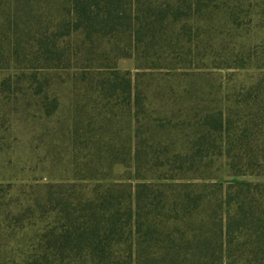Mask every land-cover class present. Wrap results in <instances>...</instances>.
<instances>
[{"label": "trees", "instance_id": "obj_1", "mask_svg": "<svg viewBox=\"0 0 264 264\" xmlns=\"http://www.w3.org/2000/svg\"><path fill=\"white\" fill-rule=\"evenodd\" d=\"M11 66L6 101L32 69L51 118L36 73L74 69L95 107L70 181L0 189V264H264V182L229 181L264 178V0H0Z\"/></svg>", "mask_w": 264, "mask_h": 264}, {"label": "rangeland", "instance_id": "obj_2", "mask_svg": "<svg viewBox=\"0 0 264 264\" xmlns=\"http://www.w3.org/2000/svg\"><path fill=\"white\" fill-rule=\"evenodd\" d=\"M116 66L120 71L133 72L134 69L130 60H119ZM11 67L10 71L0 69V82L7 77L11 81L16 80L19 70ZM32 72V69L24 70L26 79L20 84H13V94L8 101L4 100L0 92V189L5 191L6 199L16 198L19 186L27 190L30 185L71 180L68 160L71 150L74 152L73 145L70 144L72 124L79 119L76 112L80 106H84V110L90 113L95 107L93 93H88L82 99L84 89L74 82V75L78 74L76 70L41 69L36 76L41 83L46 80L44 94L54 96L58 101V109L54 115L51 118L44 117L35 106L37 100L33 92L36 86H29L27 80L28 74ZM157 73L161 76L165 71ZM77 150L81 151L79 146ZM124 171V166L115 165L111 175L122 176ZM243 180L264 182V178L258 177L229 181Z\"/></svg>", "mask_w": 264, "mask_h": 264}]
</instances>
